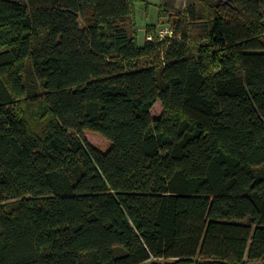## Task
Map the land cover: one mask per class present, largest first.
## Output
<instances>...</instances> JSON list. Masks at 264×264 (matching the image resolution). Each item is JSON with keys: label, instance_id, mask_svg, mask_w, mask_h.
Wrapping results in <instances>:
<instances>
[{"label": "trees", "instance_id": "16d2710c", "mask_svg": "<svg viewBox=\"0 0 264 264\" xmlns=\"http://www.w3.org/2000/svg\"><path fill=\"white\" fill-rule=\"evenodd\" d=\"M136 1L0 0V264H264V0Z\"/></svg>", "mask_w": 264, "mask_h": 264}, {"label": "rangeland", "instance_id": "374dc122", "mask_svg": "<svg viewBox=\"0 0 264 264\" xmlns=\"http://www.w3.org/2000/svg\"><path fill=\"white\" fill-rule=\"evenodd\" d=\"M146 1V2H145ZM165 8L158 6L156 0H138L134 5V16H135V26L136 29L142 27L144 29L146 26L154 25L158 22V17L160 23L157 27H172V25L179 19L182 18V13L185 9L187 3L193 0H164ZM148 2V3H147ZM161 6V5H160ZM159 13V15H158ZM156 27V26H155ZM145 32V31H144ZM137 42L141 43V32L137 31ZM145 36L143 34V40ZM161 104L157 102L151 109V116L153 118L157 117L161 112ZM83 137L88 144L92 147L97 148L100 151H105L109 147V142L104 139L101 135L93 131H85Z\"/></svg>", "mask_w": 264, "mask_h": 264}, {"label": "built area", "instance_id": "2783aa9c", "mask_svg": "<svg viewBox=\"0 0 264 264\" xmlns=\"http://www.w3.org/2000/svg\"><path fill=\"white\" fill-rule=\"evenodd\" d=\"M157 31V35L159 38H166V37H171L172 35V31H171V28L169 27H164L163 29L160 28ZM145 40H148V41H151L152 40V36L151 35H148L146 34L145 35Z\"/></svg>", "mask_w": 264, "mask_h": 264}, {"label": "crops", "instance_id": "0c3cea01", "mask_svg": "<svg viewBox=\"0 0 264 264\" xmlns=\"http://www.w3.org/2000/svg\"><path fill=\"white\" fill-rule=\"evenodd\" d=\"M159 4H158V6L159 7H161L160 5L162 4V1L163 0H156ZM146 2V1H145ZM148 3V2H147ZM158 15H159V13H158ZM160 23V20H159V17H158V22L156 23V24H154V25H151V26H156L155 28L158 30V28L159 27H157L158 26V24ZM146 28V27H145ZM145 28L144 29H142V27H139L138 29H137V31L138 32H141L142 34H141V39H142V41H141V43L143 42V34H144V36L146 35V32H144L145 31ZM141 43H139V44H141Z\"/></svg>", "mask_w": 264, "mask_h": 264}, {"label": "water", "instance_id": "95a60500", "mask_svg": "<svg viewBox=\"0 0 264 264\" xmlns=\"http://www.w3.org/2000/svg\"><path fill=\"white\" fill-rule=\"evenodd\" d=\"M219 1V0H218Z\"/></svg>", "mask_w": 264, "mask_h": 264}]
</instances>
